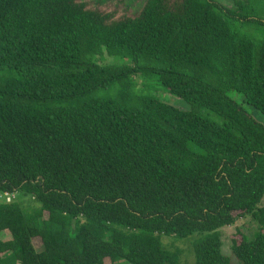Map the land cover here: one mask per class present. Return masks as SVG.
<instances>
[{
  "label": "trees",
  "instance_id": "trees-1",
  "mask_svg": "<svg viewBox=\"0 0 264 264\" xmlns=\"http://www.w3.org/2000/svg\"><path fill=\"white\" fill-rule=\"evenodd\" d=\"M141 2L0 0V264H264V0Z\"/></svg>",
  "mask_w": 264,
  "mask_h": 264
},
{
  "label": "rangeland",
  "instance_id": "rangeland-1",
  "mask_svg": "<svg viewBox=\"0 0 264 264\" xmlns=\"http://www.w3.org/2000/svg\"><path fill=\"white\" fill-rule=\"evenodd\" d=\"M91 4V7L94 8L95 6L99 9L103 10V12H107L110 14H114L117 16V18H122L126 14L127 16L139 14L142 9V2L141 0H106V6L100 7L98 5L99 2L102 0H89ZM222 4H225L227 6H233L235 0H217ZM174 0H171V3H173ZM105 63V62H104ZM103 63V64H104ZM137 82V88L139 90L145 89V85H155V87L158 89L154 93L155 90L146 89L147 95H153L162 100L163 102L169 103L173 105L174 107L182 108L180 102L182 101L179 98H176L168 93H165L163 90H161L158 86V84L153 83L155 82L151 78H147L146 82L145 80L141 79L140 77L136 78ZM230 96L239 104H242L243 108L250 114L253 119H255L258 123L264 125V115L261 114L258 110L254 109L253 107L243 104L242 100L243 98L241 95L237 92H231ZM184 103V102H183ZM6 202H13L15 200L14 197H10L5 195ZM25 199V198H23ZM17 200V198H16ZM260 208L264 207V199L262 203L259 206ZM258 229V222L253 216H246L244 218L237 219L234 225L228 228H223L221 233V239H222V252L224 255L229 257L231 261L235 264L236 258L233 255L232 246L233 241L235 239L240 240L243 235L245 236H253ZM201 236L193 235L189 237L188 239L184 240H178L175 237H163L162 242L166 247H170L171 250H179L181 252L182 262L184 264H195V253H194V245L196 241Z\"/></svg>",
  "mask_w": 264,
  "mask_h": 264
}]
</instances>
